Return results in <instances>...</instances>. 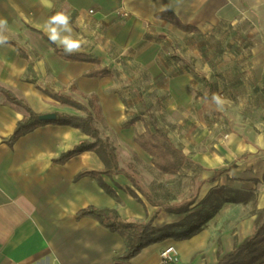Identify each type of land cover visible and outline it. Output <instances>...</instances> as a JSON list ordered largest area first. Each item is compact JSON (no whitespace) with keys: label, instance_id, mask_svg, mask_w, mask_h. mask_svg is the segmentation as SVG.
<instances>
[{"label":"crops","instance_id":"obj_1","mask_svg":"<svg viewBox=\"0 0 264 264\" xmlns=\"http://www.w3.org/2000/svg\"><path fill=\"white\" fill-rule=\"evenodd\" d=\"M244 5L247 9L239 7V0H0V19L7 20L3 34L8 37L0 45V89L23 101L36 115L83 117L82 111L45 93L70 98L91 113L103 145L125 143L149 156L134 142L136 135L149 130L136 119L139 92L135 87L143 79L152 85L164 77L165 90L171 95L168 106L172 111L189 110L194 102L192 88L200 75L196 66L202 62L199 39L233 22L241 11L250 14L258 6L253 0ZM61 12L70 17L72 34L84 41L81 50L70 55L78 61L63 58V49L49 40L50 18ZM172 21L194 29L184 32ZM97 70L108 73L90 75ZM2 90L0 264H162L160 254L169 247L178 257L171 264H216L234 249L235 241L239 244L252 234L254 215L221 226L214 217L188 240L168 239L142 249L128 262L120 260L126 250L124 239L92 218H78L80 210L90 206L113 209L121 219L132 222H146L158 210L154 228L180 218L143 199L136 201L128 193L133 188L124 176L126 171L111 167L102 144L64 164L55 163L79 142L92 141L79 129L38 126L9 147L6 142L16 124L28 114L10 103ZM181 139L186 140L185 136ZM182 153L189 165L180 169L189 174L190 163H198L204 168L199 177L208 189L228 185L236 177L251 189V180L259 179L248 166L253 157L249 149L237 155L243 158L240 162L229 161L232 169L224 173L204 166L186 149ZM255 208L264 210V170Z\"/></svg>","mask_w":264,"mask_h":264},{"label":"rangeland","instance_id":"obj_2","mask_svg":"<svg viewBox=\"0 0 264 264\" xmlns=\"http://www.w3.org/2000/svg\"><path fill=\"white\" fill-rule=\"evenodd\" d=\"M247 1L239 0V7L247 9L244 5ZM253 2L258 6L250 14L241 11L233 22H225L199 39L202 62L196 66L200 75L192 88L194 102L189 110L172 111L168 106L171 95L165 90L164 77L153 80L152 85L143 79L135 89L139 92L136 119L147 124L151 132L154 126L159 128L172 147L181 152L186 149L204 166L224 173L232 169L229 161L240 162L243 158L237 155L249 149L253 157L248 166L259 176L251 180L254 188L246 189L244 180L236 177L228 185L208 189L199 177L204 168L198 163H190V175L181 169L176 174H163L152 166L155 158L137 153L125 143L109 141L103 145L101 141L105 152L110 154L111 167L126 171L124 176L133 193L180 218L179 221L198 210L208 213L213 208L208 222L218 217L220 226L249 215L256 218L259 211L264 213L255 208L264 170V0ZM155 144L158 158L172 152L163 140L157 139ZM201 154H205L204 158ZM219 188L221 193H215ZM232 198L237 202H225ZM206 199V204L201 205ZM259 264H264V260Z\"/></svg>","mask_w":264,"mask_h":264},{"label":"trees","instance_id":"obj_3","mask_svg":"<svg viewBox=\"0 0 264 264\" xmlns=\"http://www.w3.org/2000/svg\"><path fill=\"white\" fill-rule=\"evenodd\" d=\"M159 17H165V15H159ZM173 25L184 32H191L194 28L185 27L177 21H172ZM55 53H59V50L54 46ZM63 58L67 60L78 61L74 56L63 55ZM83 60L90 61L86 58ZM184 62L183 60H181ZM97 63L96 61H92ZM106 70H97L91 73V76H103L107 75ZM2 90V89H0ZM6 99L16 105L21 107L27 114L28 117L19 121L16 124V127L7 140V145L11 147L13 143L21 136L30 133L36 127L54 124L60 126H69L75 129H79L83 134L90 137L92 141L83 140L74 147L72 150H69L56 159L54 162L57 164H64L68 159L73 156H76L84 151H92L98 145L102 144L101 139L98 136V132L94 126L93 117L88 109L82 104L66 98L65 96H50L45 93L47 96L51 97L53 100L71 106L79 111L84 113V116H70L67 114H57L56 120L52 122L39 121V115L33 113L29 107L21 100H18L14 95L9 92L2 90ZM155 125V123H154ZM154 132H150L148 129L145 130L144 134L136 135L134 137V142L140 147L141 150L146 152L152 158H155L153 164L155 167L163 173L166 174H176L180 167L186 163L188 160L183 155L180 150H176L172 147L167 136L156 126ZM157 139L163 140L165 143H168L171 146L170 153H165L161 158H158L155 154L154 149L157 147L155 141ZM108 154V153H107ZM110 154H108L109 160ZM110 162V161H109ZM222 188L215 190V193H221ZM131 196L138 202L140 199L136 196L135 193H131ZM208 199L203 200L201 205H205ZM225 202H237V199L226 200ZM215 209V208H213ZM211 209L208 213H201V210H198L194 213L189 214L184 217L181 221L176 223H171L164 225L160 228L152 227L153 221L158 216V210L155 211L146 222H132L129 220L121 219L117 212L113 209H97L95 207H87L80 210L77 213V217H89L97 221L101 226L106 227L111 232H116L121 236L125 241L126 250L124 254L120 257V260L128 262L135 256H137L142 249L160 243L162 241L171 239L173 241H184L192 238L197 235L203 228L204 225L210 219L212 212ZM220 255V251L218 250ZM264 260V213L259 211L256 214V218L252 226V234L246 237L242 242L236 244L234 249L221 256L216 264H259Z\"/></svg>","mask_w":264,"mask_h":264},{"label":"clouds","instance_id":"obj_4","mask_svg":"<svg viewBox=\"0 0 264 264\" xmlns=\"http://www.w3.org/2000/svg\"><path fill=\"white\" fill-rule=\"evenodd\" d=\"M50 19L53 26L48 29L49 40L61 47L67 55L78 53L84 41L79 35L72 34L70 17L61 12ZM6 27L7 20L0 19V45L8 42V37L3 34Z\"/></svg>","mask_w":264,"mask_h":264},{"label":"built area","instance_id":"obj_5","mask_svg":"<svg viewBox=\"0 0 264 264\" xmlns=\"http://www.w3.org/2000/svg\"><path fill=\"white\" fill-rule=\"evenodd\" d=\"M90 14H92V11H89ZM122 17H125L126 14L121 13ZM160 259L162 264H171V263H176L178 262V257L175 249L173 247H169L165 250H163L160 254Z\"/></svg>","mask_w":264,"mask_h":264},{"label":"water","instance_id":"obj_6","mask_svg":"<svg viewBox=\"0 0 264 264\" xmlns=\"http://www.w3.org/2000/svg\"><path fill=\"white\" fill-rule=\"evenodd\" d=\"M38 120L44 122H52L56 120V114L55 113L42 114L39 115Z\"/></svg>","mask_w":264,"mask_h":264},{"label":"bare ground","instance_id":"obj_7","mask_svg":"<svg viewBox=\"0 0 264 264\" xmlns=\"http://www.w3.org/2000/svg\"><path fill=\"white\" fill-rule=\"evenodd\" d=\"M205 194V191L203 192V194H202V196ZM163 222V219H160L159 221H158V223H162Z\"/></svg>","mask_w":264,"mask_h":264}]
</instances>
